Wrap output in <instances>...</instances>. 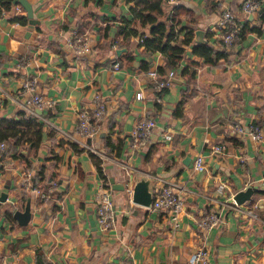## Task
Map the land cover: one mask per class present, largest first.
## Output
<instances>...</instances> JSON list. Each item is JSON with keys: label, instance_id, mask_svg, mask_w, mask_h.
I'll return each instance as SVG.
<instances>
[{"label": "crops", "instance_id": "crops-1", "mask_svg": "<svg viewBox=\"0 0 264 264\" xmlns=\"http://www.w3.org/2000/svg\"><path fill=\"white\" fill-rule=\"evenodd\" d=\"M28 1L33 25L20 3L0 10V140L7 142L0 152V198L6 195L0 200V262L191 264V253L206 242L208 264H264V188L257 183L264 136L256 141L232 132L236 124L264 130V0H254L259 8L252 18L241 9L245 0H169L163 18L177 12L173 43L184 39L185 26L194 31L172 67L165 53L144 47L153 25L133 18L132 1ZM224 9L241 25L232 43L215 31ZM24 16L27 22L16 20ZM197 30L204 31L200 42ZM85 41L89 50L78 52L75 44ZM203 43L216 51L212 61L195 52ZM162 66L164 75L177 74L156 92L148 71ZM28 81L33 90L26 89ZM34 94L55 103L36 107ZM96 94L106 111L94 134L82 137L79 113L93 111ZM143 117L152 118V133L135 143ZM216 145L223 151L214 152ZM199 154L204 171L194 168ZM28 176L32 185H57L41 198L26 188ZM139 176L151 179L153 195L162 181L179 185L185 200L179 226L166 212L132 201ZM111 179L125 189L114 188ZM250 186L257 188L251 198L232 207L231 197ZM104 190L115 211L109 229L97 216ZM28 201L32 217L21 225L15 212ZM210 211L220 213V222L205 236L197 220Z\"/></svg>", "mask_w": 264, "mask_h": 264}, {"label": "built area", "instance_id": "built-area-1", "mask_svg": "<svg viewBox=\"0 0 264 264\" xmlns=\"http://www.w3.org/2000/svg\"><path fill=\"white\" fill-rule=\"evenodd\" d=\"M259 4L254 0H245L242 3V11L245 15V18L249 17L251 14L258 10ZM215 31L220 35L227 43H232L234 40L240 38L241 33V25L236 15L229 9H224L221 12L219 19L217 20ZM143 40V39H142ZM71 42V39L69 40ZM72 43V42H71ZM75 48L80 53H85L89 50L88 43L85 42H77L75 44ZM120 66L119 62L114 63V67L118 69ZM175 70H170L165 76L159 74L157 69L149 70L148 77L151 79L153 84V89L156 92H161L165 88L170 87L173 84L174 78L176 76ZM25 87L27 90L34 89V83L28 81L25 83ZM137 99H141L143 97V92L139 91L136 94ZM30 103L39 107L41 109L51 107L55 103L54 100L44 98L40 94H34ZM94 109L92 112L89 111H81L79 113V122L77 126V133L82 137L92 136L95 132V123L96 120L102 117L106 111V105L103 102L100 94H96L93 98ZM153 128V120L149 117H143L140 119L136 125V129L134 131L135 143L139 141L141 138H147L151 135ZM233 133H246L253 140H260L264 136V130L261 126L255 124L251 125L248 129L240 124H236L232 128ZM167 139H171L172 135L167 134ZM7 149V142L0 140V152ZM223 151L222 145H216L214 147V152ZM194 168L198 171H204L206 168L204 155L199 154L196 156L194 160ZM258 185L264 188V173L261 177L258 178ZM57 181L53 180L50 182L49 187L42 188L39 185H32L30 177L28 176L25 182L26 188H29L31 191L38 194L41 198L47 199L49 197V193L52 192L53 188L56 187ZM226 188V183H220L217 187V192L223 194ZM98 200V208H97V216L98 223L103 229H109L115 225V211L113 207V201L110 196V193L107 190L101 191L99 193ZM231 206H238L239 203L233 197ZM228 201V200H227ZM152 209L162 210L167 213L170 221L175 225L179 226L180 217L185 208V200L182 195L181 189L179 185L175 182H167L162 181V184L159 188L156 189L154 193L153 202L151 205ZM249 214H253L252 209L248 210ZM220 222V213L217 211H210L207 214L201 216L197 220V226L200 230L205 232V236L207 233L214 228ZM209 260V251L206 247V242L198 247L195 251L191 253L190 263L191 264H208ZM0 264H10L7 261L0 262Z\"/></svg>", "mask_w": 264, "mask_h": 264}, {"label": "trees", "instance_id": "trees-1", "mask_svg": "<svg viewBox=\"0 0 264 264\" xmlns=\"http://www.w3.org/2000/svg\"><path fill=\"white\" fill-rule=\"evenodd\" d=\"M134 2L132 7V13L134 19H140L142 24H151V36L144 38L143 45L148 51H161L167 56L166 66L172 67L178 65L181 57L184 53V47L182 44L189 43L194 38L193 29H188L186 26V36L182 39L181 42L173 43L178 37V33L175 29V15L177 14L174 11L171 20L169 16L163 18L165 11L164 8L168 1L166 0H129ZM14 5V0H0V10L7 9L9 10ZM139 6V7H138ZM262 19L264 21V11L262 12ZM16 20L27 22V17H16ZM128 21V20H126ZM174 22V23H173ZM249 23V20H247ZM246 22V23H247ZM247 23V24H248ZM246 28H243V31ZM259 30V28H253ZM211 34V32H209ZM195 52H198L200 55L204 56L206 59L212 61V54L216 52L212 45L209 43L198 44L195 47ZM220 54V53H217ZM188 69L185 68L182 70V74H186ZM165 73V67H161L159 74L162 76ZM102 172V171H101ZM36 178L34 183H36Z\"/></svg>", "mask_w": 264, "mask_h": 264}, {"label": "water", "instance_id": "water-1", "mask_svg": "<svg viewBox=\"0 0 264 264\" xmlns=\"http://www.w3.org/2000/svg\"><path fill=\"white\" fill-rule=\"evenodd\" d=\"M169 1V0H166ZM15 3H20L24 9L27 11V15L30 19V23L33 25L36 23L34 19V12L32 4L28 0H14ZM254 15L251 14L249 17L252 18ZM204 31L197 30L196 31V38L197 41L203 40ZM112 186L114 188L125 189V185H116L114 180L111 179ZM151 179L146 178L144 176H139L137 181L134 184L133 191H132V201L138 204H141L146 207H151L153 202V192L151 189ZM257 190L255 187H247L246 189L238 191L234 198L236 201L241 204L244 203L246 200L251 198V195ZM0 200H6V195L4 194ZM15 217L18 219L21 225H26L30 221L32 217V210H31V203L30 201L27 202L24 210H17L15 212Z\"/></svg>", "mask_w": 264, "mask_h": 264}]
</instances>
